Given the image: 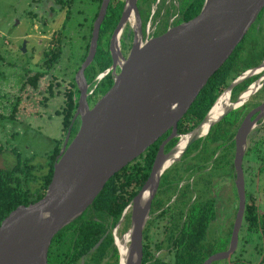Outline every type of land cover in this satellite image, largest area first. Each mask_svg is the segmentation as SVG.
<instances>
[{"label":"water","instance_id":"obj_1","mask_svg":"<svg viewBox=\"0 0 264 264\" xmlns=\"http://www.w3.org/2000/svg\"><path fill=\"white\" fill-rule=\"evenodd\" d=\"M109 1H101L93 21L87 56L75 74L80 94L72 123L79 120L78 130L70 140L71 123L53 163L44 195L27 205H18L1 220L0 264H48L53 236L92 204L114 173L170 130L158 147L147 179L121 214L124 217L130 209V225L124 236L127 245L117 243L118 264H141L142 229L161 175L181 159L194 141L204 138L225 114L245 102L254 92L256 82L264 79L263 74L235 101L229 100L237 84L264 68L263 58L257 66L242 71L220 92L195 127L178 134V121L254 22L264 0H204L195 17L146 39L141 37L137 0H123L120 18L110 38L111 64L95 77L98 82L111 72L112 85L90 107L84 71L94 59ZM128 23L133 26L134 39L128 54L123 56L119 41ZM21 50L25 51V40ZM252 124L246 118L235 135L240 206L229 248L212 254L202 264H211L220 254L229 257L236 247L244 211L241 161ZM174 137L177 141L165 151L166 144ZM101 241L102 238L89 251Z\"/></svg>","mask_w":264,"mask_h":264},{"label":"trees","instance_id":"obj_2","mask_svg":"<svg viewBox=\"0 0 264 264\" xmlns=\"http://www.w3.org/2000/svg\"><path fill=\"white\" fill-rule=\"evenodd\" d=\"M52 1L59 9L67 7V18L70 19L71 13L69 9L73 6L75 0ZM101 1L102 0H91V2L96 4L97 8L92 17V21H94L97 16ZM203 1L204 0H182V4L180 5L182 16L178 23L188 21L195 17L199 13ZM122 5V0L109 1L105 17L100 26L95 56L91 64L85 69L84 76L86 72H89L90 77L93 78L110 66L111 57L108 43L111 33L119 20ZM84 13L86 14L87 12L84 11ZM260 19H262L261 22ZM263 21L264 5L231 54L210 76L191 106L178 121L177 132L186 133L195 127L205 116L217 96L230 80L234 79L245 68L261 62L264 56ZM258 23L259 25L257 28L256 24ZM92 26L93 22L89 24L88 35L85 36L84 33L80 36L82 42H84V44L82 43L83 46H80V61L73 69H69L65 73L63 72V75L69 72V74L65 76L67 84L64 90L65 98L62 106L64 111L63 133L60 139L56 141L52 151L48 153L45 163V172L38 173L40 169L44 168L42 165L34 164L31 162L30 158L21 159L18 154L16 155V162L11 167H0V222L18 205H27L37 201L45 193L47 185L51 180L53 163L59 155L62 143L77 108L80 92L75 82V74L87 56ZM254 31H257V35L251 36L250 33ZM51 43V46H48L44 51V58L42 63H40L43 70L41 73L45 75L51 74L49 77L50 79L48 78L49 81L57 80L58 76H62L59 73H54L60 59L66 58V50L64 48L65 34L62 30L56 33V37L52 38ZM112 81V76L108 74L100 82L99 98L109 90ZM46 87L49 89L50 94L48 93V95L51 96L53 94L51 91V82L48 84L39 83V78L36 74L32 77H27L17 86L7 83L1 90L4 92V96H8L11 106L6 112H3L0 108V121L5 119L18 120L20 114L24 113L27 115L31 113L36 114L38 106L45 104L43 100L46 99V96L43 91ZM36 91L38 92L36 93ZM34 94L37 95L33 96ZM219 125L220 124H215L211 128V134L209 136L212 134H214V136L217 135L214 129ZM78 127L79 120L77 119L71 125L70 140L77 132ZM169 132L170 130L153 142L140 156L114 173L106 181L103 188L94 198L92 204L79 217L64 226L53 236L47 254L48 264H76L77 260L82 255L88 257L85 264H118V255L116 248L113 246V237L111 233H106L107 227L103 221L98 220L101 218L99 215L110 216L114 223L120 218L123 209L147 179L158 147ZM176 141V138L170 140L166 144L165 150L173 146ZM198 142L199 141L195 142V144ZM208 150H210L208 155L210 158L214 154L215 148H208ZM90 212H95V216L98 215V217L96 216L98 219H94L93 217L84 219L85 214ZM244 220L249 232L252 234L255 233L259 238H263L262 248L264 250V212L260 211L259 206L256 205L253 200L246 204ZM124 227L126 228L127 225ZM69 228H73V232L64 237V232ZM100 238H102L100 244L90 252L89 250ZM245 242L247 241L243 239V245L241 244L239 248L238 260L235 264H242V262L244 264H249L244 262L242 258L245 251ZM209 253L210 250H207V254ZM205 256H201L197 261L190 260L179 264H201ZM259 264H264V254Z\"/></svg>","mask_w":264,"mask_h":264},{"label":"flooded vegetation","instance_id":"obj_3","mask_svg":"<svg viewBox=\"0 0 264 264\" xmlns=\"http://www.w3.org/2000/svg\"><path fill=\"white\" fill-rule=\"evenodd\" d=\"M175 1L178 4L175 5ZM52 3L56 5L53 1ZM181 4L182 0H137L141 37L143 39L154 37L178 24L182 16ZM53 5L40 6L43 12L47 13V17L52 14V11H57L56 9L54 11ZM56 7L59 9L57 5ZM62 9L64 8L60 10ZM261 21L262 19H260ZM133 39L134 29L128 23L123 29L119 41V49L123 56L128 54ZM109 45L110 39L108 49ZM115 71H119L118 66ZM108 74L113 78L111 72ZM263 74L264 68L237 84L232 89L229 100L235 101L248 86L255 83ZM107 75L96 82V75L91 78L89 72L85 73V80L88 84L87 92L89 93L87 102L90 107L98 100L99 84ZM246 118L253 124L246 135V148L241 161L244 180V211L239 231L243 227L247 228L244 223L245 207L254 197V194L250 192V186L253 184L254 193H259L261 172L264 169V79L256 82L254 92L245 102L229 111L215 123L220 124L214 129L217 133L216 136L214 134L209 136L210 129L204 138L194 141L181 159L169 166L161 175L158 188L150 203L149 216L142 229L141 264H179L190 260L197 261L203 255H206L204 258L206 260L212 254L224 252L229 248L240 206L237 188L238 170L235 162V135ZM197 141L199 142L195 144ZM208 148H215V152L210 158L208 157L210 153ZM257 151H261L263 159H260V164L254 171L252 167H247L245 164L253 161L249 155H253ZM262 177L264 179V173ZM90 213H86L84 219L91 217L98 219L95 212ZM107 217L111 220L107 221L101 218L98 220L105 223L106 233H111L113 246L116 248L119 258L118 244H123L125 233L130 225V209L126 211L124 217L120 216L115 223L110 216ZM125 225H127L126 228ZM71 232H73V228L67 229L64 232V237ZM238 247L239 233L236 247L229 257L220 254L221 257L211 264H235L239 256ZM207 250H210L209 254H207ZM87 259L88 257L82 255L76 264H85Z\"/></svg>","mask_w":264,"mask_h":264},{"label":"rangeland","instance_id":"obj_4","mask_svg":"<svg viewBox=\"0 0 264 264\" xmlns=\"http://www.w3.org/2000/svg\"><path fill=\"white\" fill-rule=\"evenodd\" d=\"M48 3L53 5L51 0H0L1 110L6 112L11 106L8 96H4V92L1 90L7 83L17 86L27 77L36 74L39 83L48 84L51 82L53 93L49 96V89L46 87L43 91L46 96V99L43 100L45 104L38 106L36 114L27 115L24 113L20 114L18 120L5 119L0 121V167H11L16 162V155L18 154L21 159L30 158L34 164L42 165L44 168L40 169L38 173L45 172L48 153L52 151L56 141L60 139L63 133L64 111L62 106L67 84L65 76L69 74L67 72L63 75V72L73 69L80 61V46L84 44L80 36L84 33L85 36L89 34V24L93 22L92 17L97 8L91 0H75L69 9L72 14H70V19L67 18L68 9L60 10L56 5H53L52 8L57 11H52V14L47 17V13L43 12L40 6H47ZM176 4L178 3L175 1ZM84 11L87 12V15ZM262 25L264 28V21ZM256 27L258 28L257 24ZM59 30L65 34L66 58L60 59L58 67L54 70V73H59L62 76H58L57 80L49 81L48 78L51 74L41 73L43 70L40 63L43 61L44 51L48 46H51L49 44H52L51 40L56 37ZM250 34L256 36L257 31ZM24 40L25 51L22 52L21 46ZM35 95L37 94L33 96ZM262 156L261 151L249 155L253 161L246 162L245 165L252 167L255 171L260 164V159H263ZM263 170L259 193H254L253 184L250 186V192L254 194H252L254 196L252 200L259 205L262 212H264ZM96 216L98 217V215ZM99 216L104 220H111L107 215ZM243 239L247 241L244 243L243 261L258 264L264 254L263 238L248 232V229L243 227L239 231L238 251ZM242 264L244 263L242 262Z\"/></svg>","mask_w":264,"mask_h":264},{"label":"crops","instance_id":"obj_5","mask_svg":"<svg viewBox=\"0 0 264 264\" xmlns=\"http://www.w3.org/2000/svg\"><path fill=\"white\" fill-rule=\"evenodd\" d=\"M260 203H261V202H260ZM261 212H262V210H261ZM253 243H254V242H253ZM254 253L257 254L256 251H254ZM256 256L258 257V254H257ZM260 261H261V260H260ZM260 261H259V263H260ZM259 263H258V264H259ZM249 264H255V263H251V262H250Z\"/></svg>","mask_w":264,"mask_h":264},{"label":"bare ground","instance_id":"obj_6","mask_svg":"<svg viewBox=\"0 0 264 264\" xmlns=\"http://www.w3.org/2000/svg\"><path fill=\"white\" fill-rule=\"evenodd\" d=\"M127 241H128V240H125V241L123 242V244H124L125 246L127 245Z\"/></svg>","mask_w":264,"mask_h":264}]
</instances>
